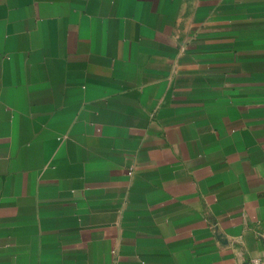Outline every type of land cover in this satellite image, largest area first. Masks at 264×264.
Masks as SVG:
<instances>
[{
    "label": "crops",
    "instance_id": "crops-1",
    "mask_svg": "<svg viewBox=\"0 0 264 264\" xmlns=\"http://www.w3.org/2000/svg\"><path fill=\"white\" fill-rule=\"evenodd\" d=\"M264 255V0H0V264Z\"/></svg>",
    "mask_w": 264,
    "mask_h": 264
},
{
    "label": "built area",
    "instance_id": "built-area-1",
    "mask_svg": "<svg viewBox=\"0 0 264 264\" xmlns=\"http://www.w3.org/2000/svg\"><path fill=\"white\" fill-rule=\"evenodd\" d=\"M249 264H264V255L258 257H251L249 259Z\"/></svg>",
    "mask_w": 264,
    "mask_h": 264
}]
</instances>
